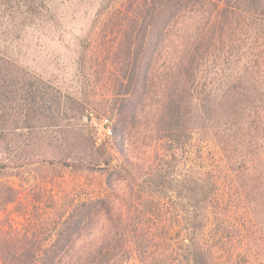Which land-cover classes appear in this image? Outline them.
<instances>
[{
	"label": "trees",
	"instance_id": "16d2710c",
	"mask_svg": "<svg viewBox=\"0 0 264 264\" xmlns=\"http://www.w3.org/2000/svg\"><path fill=\"white\" fill-rule=\"evenodd\" d=\"M124 2L120 14L105 19L110 40L95 52L104 55L111 84L108 107L116 150L128 161L131 138L140 136L144 145L158 142L154 155L159 162L148 168L151 180L146 182L154 190L146 196V205L174 190L172 182L165 186L163 181L169 176L178 180L180 174L168 175L165 166L180 165L194 129L207 127L228 173L217 182H227L226 188L235 191L231 195L241 201L237 208L245 207V216L259 225V201L264 200V0ZM39 83L20 82L0 63L4 120L23 115L29 123L45 116L46 102L48 111L60 107L55 89ZM119 173L112 169L105 174L106 186L114 193L115 181L123 178ZM3 194L4 206L15 199L12 188ZM132 195L124 203L109 195L77 202L64 218L61 212L60 226L46 247L37 244L35 232H16L19 246L0 248V264H110L126 256V246L143 263L152 234L140 218L125 213ZM258 230L254 243L264 246ZM195 255L198 261L200 254Z\"/></svg>",
	"mask_w": 264,
	"mask_h": 264
},
{
	"label": "rangeland",
	"instance_id": "374dc122",
	"mask_svg": "<svg viewBox=\"0 0 264 264\" xmlns=\"http://www.w3.org/2000/svg\"><path fill=\"white\" fill-rule=\"evenodd\" d=\"M125 7L124 0H0V63L20 82L33 79L55 89L62 101L56 118L46 117L54 113L46 102L45 116L29 123L23 115L4 120L0 112V248L19 246L16 232H35L37 244L49 246L61 212L64 218L77 202L104 195L124 203L133 193L125 213L140 218L151 241L143 263L126 246V256L110 264H264V246L254 243L257 228L258 241L264 242V200L256 225L245 207L237 208L241 201L227 182H217L228 173L210 129H194L179 159L185 164L164 168L168 175L180 174L178 180L163 181L165 186L172 182L174 190L147 205L146 196L154 190L146 183L148 168L159 162L158 142L144 145L140 136L131 138L126 161L112 137L102 134L100 118L113 120L111 84L104 55L95 49L110 40L105 19ZM89 112L91 119L85 117ZM105 159L110 161L104 164ZM112 169L123 177L114 184L118 197L105 183ZM8 188L15 199L4 206Z\"/></svg>",
	"mask_w": 264,
	"mask_h": 264
},
{
	"label": "built area",
	"instance_id": "2783aa9c",
	"mask_svg": "<svg viewBox=\"0 0 264 264\" xmlns=\"http://www.w3.org/2000/svg\"><path fill=\"white\" fill-rule=\"evenodd\" d=\"M86 118H92L93 117V114L92 112H89L87 116H85ZM99 125H100V128H101V132L104 136H107V137H111L112 135V126H111V121L109 120L108 117L106 116H102L99 120Z\"/></svg>",
	"mask_w": 264,
	"mask_h": 264
}]
</instances>
